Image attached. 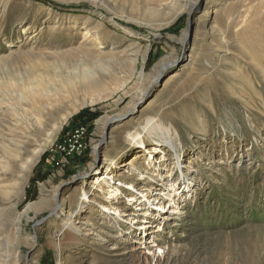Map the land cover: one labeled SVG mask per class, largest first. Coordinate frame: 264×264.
Returning <instances> with one entry per match:
<instances>
[{
	"label": "rangeland",
	"instance_id": "obj_1",
	"mask_svg": "<svg viewBox=\"0 0 264 264\" xmlns=\"http://www.w3.org/2000/svg\"><path fill=\"white\" fill-rule=\"evenodd\" d=\"M207 2L0 0V134L38 117L43 134L35 127L28 134L29 149L39 150L71 102H45L53 112L39 115L33 90L46 94L78 68L93 72L100 86L93 95L100 101L52 135L19 191L20 169L0 142V264H264V0ZM164 59L174 63L152 87ZM86 110L95 116L86 121L88 151L54 157L52 147ZM127 115L112 126L98 166L95 148L107 125L101 121ZM149 118L178 133L177 151L162 144L151 157L132 144L129 136ZM144 139L147 148L155 144ZM107 156L122 190L112 203L107 186L99 193L94 183ZM84 179L91 203L78 227L92 224L106 242L83 236L72 244L63 231L80 210ZM131 196L137 203L128 202ZM148 198L158 201L146 205ZM174 203L179 214L160 210ZM58 204L57 214L36 226ZM101 205L118 208L123 218H104Z\"/></svg>",
	"mask_w": 264,
	"mask_h": 264
},
{
	"label": "bare ground",
	"instance_id": "obj_2",
	"mask_svg": "<svg viewBox=\"0 0 264 264\" xmlns=\"http://www.w3.org/2000/svg\"><path fill=\"white\" fill-rule=\"evenodd\" d=\"M211 1L212 0H208L207 3L209 4ZM184 36H185L184 37V39H185L186 35H184ZM130 60H132V58ZM189 62H192V57H191ZM173 63H174V61H166L164 59L155 68V70H154L155 73L151 75L150 86L153 87V85H155L156 81L158 80L160 74L163 72V70ZM96 79L93 77V72H91L90 70L78 68V70L76 72L69 74V76L62 78V80H60V82H57L58 85L55 86V84H57V83H55L54 85H51L50 89H48V90L46 89L47 90L46 94L41 93V91H39V90H35V92H34V90H33V92L31 91L34 94L33 95L35 98L34 103L36 104V109L39 111V115H40V113H42L45 110L47 112L49 110H53L52 105L47 104L46 106H44V104H46L45 102H48V101H50V103L56 102L59 106L61 104L64 105L65 102H67V101L71 102V107H69L67 109L62 108V109H65L66 115L64 114L65 116L60 118V120H59L60 123L57 126H52V128L50 129L52 134L50 136H47L48 142H46L44 144H40L38 147L39 150L31 151L29 149L30 147H33V143L30 140V138L33 139L34 135L31 132H29V134H28V130L33 129L34 127L37 128L38 133L43 134L44 130L43 131L41 130V126H42L40 123L41 119L38 117H34L31 115V117L28 120H26V123L16 121L15 125L13 127L11 126V128L8 130L6 135L0 134V142L2 141L6 145V147L9 148V150L13 151V153H11V152L10 153L7 152V153L12 158L14 164H16L18 166V168L20 169V173H21L20 181L21 182L19 185H17L18 187H20V189H18V191L22 189L21 188L22 184L26 180L31 169L37 163L39 156L42 154V152L45 150V148H47L49 146V144L52 143V141L50 140L52 135L59 132L62 129L63 125L69 120V118L74 113H77V111H79L85 107L93 106L100 101L99 97L93 96L94 93H96L100 87L99 82ZM52 86H55V87L52 88ZM28 91H30V90H28ZM145 91H147V90H145ZM29 94H30V92L27 93V96ZM33 96L31 94L32 98H33ZM51 98H53V99H51ZM64 107H66V106L64 105ZM133 109H135L134 105L131 106L130 110H133ZM49 112H53V111H49ZM55 112L56 111H54V113ZM34 113H38V112H34ZM45 115H48V114H45ZM41 117H42V115H41ZM21 121H24V120H21ZM107 122H108L107 119H104L101 121L103 128ZM144 136L151 138L155 142V144L152 145V148L145 147L146 142H145ZM129 138H130L133 145H136L138 147H141L142 149H145L147 151V153L150 154L151 157H153L152 154L158 150L157 147H160L162 144H166L171 149L177 151V145H176L177 140L176 139L178 138V133L175 136H173L172 128L169 126H166L158 118H149L147 120L146 125L142 128V132L136 133L134 135H130ZM95 151L96 152L98 151V147L95 148ZM2 160H3V157L0 156V164L3 163ZM179 160H180V158H178V161ZM132 165H133V162H129L126 166H132ZM114 167H116V163L110 158V156H107L105 158L104 165L99 169V173L94 176V178H95L94 183L97 184V188H98L99 193L105 192L103 184L105 186H107V188H108V190H107L108 202L107 203H112V201L114 199L117 200L118 197L122 194V190H121L120 186H117L116 182H115L114 176H116V174H115V171L113 170ZM111 175H113V176L111 177ZM85 184H87L86 179H84V181L82 182V184L79 188V190L82 193L80 195V198H81L80 199L81 202L79 205L80 210H78L75 215L69 214L68 219L64 222L63 231L67 232L68 237H69L68 239L72 244L81 243L82 242L81 237H83V236H95L96 238H98L97 239L98 241L106 242L105 237H103L99 234H95L96 231H95L94 227L91 226L92 224H90V223L83 224L82 227L81 226L78 227V224H80V222L78 220V216L81 214V210L87 204L91 203V197L85 189ZM122 185H123L122 187H124L128 190L135 189L134 186L131 184L126 183V184H122ZM168 186H170L169 188L172 189L171 190V192H172L173 188L175 186L174 183L171 182V184ZM161 195H165V193H163ZM170 197L172 199L171 195H170ZM157 199L158 198H155L152 200L151 198L150 199L148 198L147 202H146L148 204H146V205H153L155 202L158 201ZM128 202L130 204H133L135 202L137 203V199L134 196H131L128 199ZM146 205H142L143 207H140V209L145 211V214H143V215L148 216L150 214V209L145 208ZM174 205L175 206H173V207L168 206V204L167 205L166 204L161 205L160 210L168 211V217L173 216V215H177L180 213V210L176 206L177 205L176 203H174ZM101 206H102V215L106 219H109L107 217H109V215H110V216H114L118 221V220H121L124 216L122 211H120L118 208L110 207L109 205H101ZM63 215H64V209H63V207H61L60 213H59V215H57V218H61V216H63ZM18 220H19V222H16L15 225L18 226V228H19L21 218H19ZM135 222H137V221L134 220V223ZM144 226H146L144 228L145 230L147 228H149V225L145 224ZM56 248L58 250H61L62 244H57ZM115 249H118V248H115ZM160 253H161V250H160Z\"/></svg>",
	"mask_w": 264,
	"mask_h": 264
},
{
	"label": "built area",
	"instance_id": "obj_3",
	"mask_svg": "<svg viewBox=\"0 0 264 264\" xmlns=\"http://www.w3.org/2000/svg\"><path fill=\"white\" fill-rule=\"evenodd\" d=\"M90 141L89 126L79 124L70 129L63 140L55 144L50 152L54 157L78 158L88 151Z\"/></svg>",
	"mask_w": 264,
	"mask_h": 264
},
{
	"label": "water",
	"instance_id": "obj_4",
	"mask_svg": "<svg viewBox=\"0 0 264 264\" xmlns=\"http://www.w3.org/2000/svg\"><path fill=\"white\" fill-rule=\"evenodd\" d=\"M193 32H194V25H192L191 28H190V34L192 35ZM129 117H130V115H127V116H124V117L111 118V119L108 120L107 125H106V133H105V135H104V137H103V139H102V141H101V143H100V147L98 148V151H97V153H98V166L101 165L102 160H103V157H102L101 149H100V148H102L103 145H105V143H106V141H107V139H108V137H109V133H110V131H111V129H112V126H113L117 121H123L124 119H127V118H129ZM58 201H59V197H58ZM58 211H59V204H58L57 209L54 211V213L48 215V216H47L46 218H44L42 221L36 223V226H39V225H41L42 223L46 222L49 218H51L52 216L56 215Z\"/></svg>",
	"mask_w": 264,
	"mask_h": 264
},
{
	"label": "trees",
	"instance_id": "obj_5",
	"mask_svg": "<svg viewBox=\"0 0 264 264\" xmlns=\"http://www.w3.org/2000/svg\"><path fill=\"white\" fill-rule=\"evenodd\" d=\"M95 118V116H93L92 114H90V111L86 110L84 112H82L81 114H79L78 116H76L74 118V122H82L80 124H84L86 125V121H92ZM79 125V124H76ZM90 131H91V127H89ZM47 155H45L46 157Z\"/></svg>",
	"mask_w": 264,
	"mask_h": 264
}]
</instances>
